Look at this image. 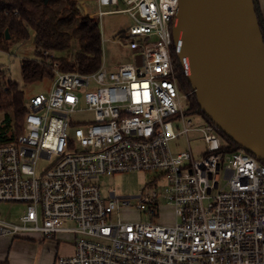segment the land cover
<instances>
[{"label":"built area","instance_id":"obj_1","mask_svg":"<svg viewBox=\"0 0 264 264\" xmlns=\"http://www.w3.org/2000/svg\"><path fill=\"white\" fill-rule=\"evenodd\" d=\"M121 1L127 7L113 9ZM96 2L92 18L101 30L106 13L131 16L119 32L130 58L108 69L104 51L101 67L87 73L62 72L56 63L51 88L27 100L24 131L0 139V201L25 209L19 223L0 219V233L36 231L44 239L69 232L74 250L56 264H264V162L244 149L228 151L217 125L189 112L172 56L180 0ZM78 111L92 118L79 121L83 133L69 135ZM181 135L187 147L174 150ZM40 160L47 163L38 171ZM134 170L168 180L173 224L153 218L156 184L131 196L115 188L103 194L102 175ZM132 200L152 218L123 217Z\"/></svg>","mask_w":264,"mask_h":264},{"label":"water","instance_id":"obj_2","mask_svg":"<svg viewBox=\"0 0 264 264\" xmlns=\"http://www.w3.org/2000/svg\"><path fill=\"white\" fill-rule=\"evenodd\" d=\"M173 37L204 113L264 160V36L255 0H180Z\"/></svg>","mask_w":264,"mask_h":264},{"label":"trees","instance_id":"obj_3","mask_svg":"<svg viewBox=\"0 0 264 264\" xmlns=\"http://www.w3.org/2000/svg\"><path fill=\"white\" fill-rule=\"evenodd\" d=\"M255 5L264 36V19L258 0H255ZM6 29H9L10 38H6ZM3 39L16 42L33 40L35 46L33 56L21 60L22 77L27 83L44 79L53 80L55 62L62 72L84 73L96 71L103 64L104 43L100 20L83 14L76 0H0V40ZM172 56L182 89L189 92V112L211 121L192 90L177 57L174 42ZM0 110L6 112L4 124L0 125L1 140L9 139L8 133H11L10 138H13L24 131L25 116L29 110L25 90L17 81H6L1 70ZM220 134L228 143L226 147L228 151L244 149L223 132L220 131Z\"/></svg>","mask_w":264,"mask_h":264},{"label":"rangeland","instance_id":"obj_4","mask_svg":"<svg viewBox=\"0 0 264 264\" xmlns=\"http://www.w3.org/2000/svg\"><path fill=\"white\" fill-rule=\"evenodd\" d=\"M77 1V0H76ZM79 7V6H78ZM127 5L122 1L118 5H114L113 9L126 8ZM100 7L96 0L87 1L83 6L79 7L83 14L93 16V13ZM109 7L104 6L103 9ZM133 23L131 16L128 12H110L106 13L102 18V30L104 39V51L105 59L108 69H114L119 61H127L130 58V51L125 45L126 41L121 43L119 40L120 31L128 28ZM101 30V31H102ZM119 38V39H117ZM175 43V41H173ZM35 46L32 39L24 41H11L0 40V70L3 71V78L8 80L17 81L22 89L25 90L27 100L30 96L41 92H47L52 84L53 80L44 79L35 81L33 83H27L22 77L21 60L26 57H32L34 54ZM56 65V62L54 63ZM12 116V114H11ZM6 112L0 110V125L4 124ZM92 118L90 112H75L72 113L71 126L68 130L69 135L77 136L83 133V129L79 126H85V123H79L81 119ZM190 141L194 148H197V135L191 133ZM172 146L174 150H182L187 147V139L184 135L172 140ZM47 163L46 160L39 161L38 171L42 165ZM99 183L102 187L103 194L108 195L109 189L115 188L119 195H136L141 193L142 190L159 191V214L157 217H153L160 223L173 224L175 222V212L173 207L168 203L166 195V185L168 180L165 177H158L157 173L153 171L134 170L123 173H117L115 175L107 176L102 175L99 179ZM136 200H132L131 205H127L122 208V216L131 220L143 219L145 221L150 220L152 217L145 211H141L135 206ZM24 202L13 201H0V219L4 221L19 223L21 221V215L24 213ZM66 238H71L69 232L60 233ZM43 238L41 232L29 231L20 232L16 235H4L3 244H0V249H4V260L8 259L11 264H54L56 256L58 254V248L61 238L57 235L52 237H44L42 246L37 244L38 240ZM36 240V241H35ZM61 255V254H59Z\"/></svg>","mask_w":264,"mask_h":264},{"label":"crops","instance_id":"obj_5","mask_svg":"<svg viewBox=\"0 0 264 264\" xmlns=\"http://www.w3.org/2000/svg\"><path fill=\"white\" fill-rule=\"evenodd\" d=\"M258 2H259L261 13H262V16H263V19H264V0H258ZM4 235H9L10 236V235H13V234L0 233V238H4ZM57 237L61 238L63 240V242L60 241V243H59L57 256L59 254H69V253L73 252V250H74L73 245L74 244L72 243V240H73V236L72 235H71V238H69V236H68V238H66L62 234H59ZM42 241H44V239L38 240L37 244L39 246H42V244H41ZM3 243H4V240H0V244H3ZM55 261H56V259H55ZM0 264H11V262H9L8 259L4 260V249H0ZM34 264H38V263L35 262ZM54 264H56V263H54Z\"/></svg>","mask_w":264,"mask_h":264}]
</instances>
